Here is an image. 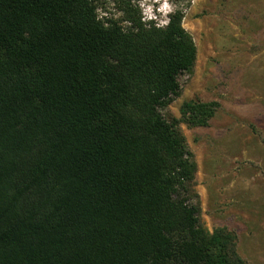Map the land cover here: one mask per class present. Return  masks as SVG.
<instances>
[{
    "label": "trees",
    "instance_id": "16d2710c",
    "mask_svg": "<svg viewBox=\"0 0 264 264\" xmlns=\"http://www.w3.org/2000/svg\"><path fill=\"white\" fill-rule=\"evenodd\" d=\"M0 0V264H249L199 221L179 126L220 104L180 96L197 48L137 0Z\"/></svg>",
    "mask_w": 264,
    "mask_h": 264
},
{
    "label": "rangeland",
    "instance_id": "374dc122",
    "mask_svg": "<svg viewBox=\"0 0 264 264\" xmlns=\"http://www.w3.org/2000/svg\"><path fill=\"white\" fill-rule=\"evenodd\" d=\"M142 19L164 26L173 12L197 48L191 75L179 77L180 96L162 112L180 118L185 101H217L207 127L179 126L194 156L199 221L237 236V252L264 264V0H137ZM100 17L120 19L111 1Z\"/></svg>",
    "mask_w": 264,
    "mask_h": 264
}]
</instances>
